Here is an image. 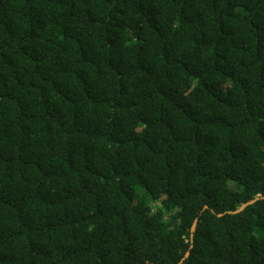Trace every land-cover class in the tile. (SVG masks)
<instances>
[{"label": "trees", "instance_id": "16d2710c", "mask_svg": "<svg viewBox=\"0 0 264 264\" xmlns=\"http://www.w3.org/2000/svg\"><path fill=\"white\" fill-rule=\"evenodd\" d=\"M256 196L264 0H0V264H264Z\"/></svg>", "mask_w": 264, "mask_h": 264}, {"label": "water", "instance_id": "95a60500", "mask_svg": "<svg viewBox=\"0 0 264 264\" xmlns=\"http://www.w3.org/2000/svg\"><path fill=\"white\" fill-rule=\"evenodd\" d=\"M260 198H264V196H256L244 203H242L237 209L231 211L232 213H237L242 211L247 205L252 204L253 202H255L256 200L260 199ZM197 218L194 220L193 226H192V232L195 230V226H196V222H197ZM191 236L193 237V233L191 234ZM189 251L186 252L185 256L177 263V264H181L183 262V260L188 256Z\"/></svg>", "mask_w": 264, "mask_h": 264}]
</instances>
